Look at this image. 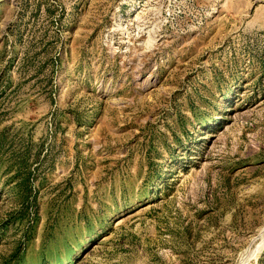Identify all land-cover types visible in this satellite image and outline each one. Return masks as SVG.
<instances>
[{
    "label": "rangeland",
    "instance_id": "obj_1",
    "mask_svg": "<svg viewBox=\"0 0 264 264\" xmlns=\"http://www.w3.org/2000/svg\"><path fill=\"white\" fill-rule=\"evenodd\" d=\"M0 264H264V3L0 2Z\"/></svg>",
    "mask_w": 264,
    "mask_h": 264
},
{
    "label": "water",
    "instance_id": "obj_2",
    "mask_svg": "<svg viewBox=\"0 0 264 264\" xmlns=\"http://www.w3.org/2000/svg\"><path fill=\"white\" fill-rule=\"evenodd\" d=\"M3 1H7V0H0V2H3ZM256 1H259L261 3H264V0H256Z\"/></svg>",
    "mask_w": 264,
    "mask_h": 264
}]
</instances>
